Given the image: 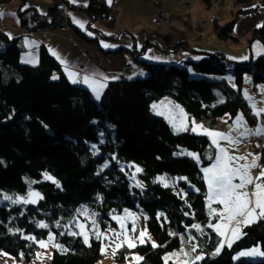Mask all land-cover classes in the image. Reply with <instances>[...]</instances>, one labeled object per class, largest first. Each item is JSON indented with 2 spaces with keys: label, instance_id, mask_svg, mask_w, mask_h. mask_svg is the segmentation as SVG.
I'll return each instance as SVG.
<instances>
[{
  "label": "trees",
  "instance_id": "obj_1",
  "mask_svg": "<svg viewBox=\"0 0 264 264\" xmlns=\"http://www.w3.org/2000/svg\"><path fill=\"white\" fill-rule=\"evenodd\" d=\"M20 1L21 22L29 31L65 26L63 0H54L43 15L25 7L28 0ZM249 2L236 0L237 13L248 11ZM82 9L97 20H107L112 13L104 0H88ZM233 24L216 23L218 36L236 40ZM252 39L264 46V22ZM40 47L39 64L23 62L18 39L0 31V250L33 264L40 252L37 240L54 231L61 248H55L49 264H97L103 255L102 237L92 235L85 243L75 227L78 210L86 206L95 210L102 229L118 226L116 213L138 210L140 224L149 228L157 247L150 240L138 244L133 251L142 259L133 264H178L166 262V254L183 246L189 249L181 252L187 264H264V257H236L256 244L264 253V218L245 226L231 247L224 241L213 255L222 237L208 227L218 219L210 212L203 169L214 162L218 148L206 134L175 132L170 121L153 110L156 101L169 97L195 119L215 124L219 117L242 112L248 123L256 124L257 115L242 90L248 73L255 83L264 82V54L241 62L228 60L220 51L194 48L201 58L184 65L143 60L148 75L110 81L98 102L90 89L66 77L48 47ZM190 69L204 77L192 76ZM217 89L225 101L215 104ZM132 166L140 169L136 182ZM160 174L173 183L165 186L157 179ZM31 190L41 195L39 201L4 200L5 195L25 197ZM41 222L48 227H39ZM129 251L128 246L118 249L117 260L127 259ZM197 255L203 259L196 260Z\"/></svg>",
  "mask_w": 264,
  "mask_h": 264
},
{
  "label": "crops",
  "instance_id": "obj_2",
  "mask_svg": "<svg viewBox=\"0 0 264 264\" xmlns=\"http://www.w3.org/2000/svg\"><path fill=\"white\" fill-rule=\"evenodd\" d=\"M53 1L28 0L25 7L33 6L43 15L48 12ZM104 1L112 6V13L107 20H97L82 9L88 0H76L75 3L71 0H63L67 19L65 26L32 32L22 25L20 0L0 2V12L3 13L0 16V31L5 32L10 39H18L23 49L21 54L23 62L34 66L39 64L40 46L45 45L51 55L60 62L66 77L71 81L76 80L75 84L90 89L94 98L93 87L104 84L105 87L99 89L98 101L102 99L110 81L147 75L148 69L144 61L168 64L175 62L184 65L189 59L201 58L200 54L192 50L194 48L202 51H220L228 60L241 62L264 54V46L259 39L250 41V36L264 22V0H251L245 4V8L249 10L241 14L237 13L236 0H229L228 7L231 9L233 6V8L227 15L228 0H225L222 7L212 6L204 0H111L110 3L109 0ZM183 4H189L191 10L183 9ZM162 10L171 15V22L153 21ZM231 22H234L233 35L236 40L220 38L215 29L216 23L224 27ZM80 24H83V27ZM82 34L95 39L97 44L86 40ZM183 42L185 45L179 46ZM104 44L113 47H104ZM130 64L133 66L131 71L125 70L126 65ZM85 76L89 78V83L84 82ZM93 81L97 84H92ZM245 83L247 86L244 85L246 87H243L242 92L252 111L259 112L256 124L247 121L249 127L243 132L240 130L235 136L232 135L231 130L236 127V123L238 126L240 124L244 126V119L228 120V123L225 118H218L215 124L219 125V129L209 127L212 131L225 134L228 137L225 140L231 142V148L242 153L247 151L243 141L245 143L246 140L264 135V111H260L264 109V82L255 83L252 74L248 73L245 76ZM241 113L239 112L238 116L247 120L244 113L243 115ZM188 120L189 124L192 121L190 115ZM258 127L261 128L259 135L255 132ZM227 152L233 157H240L234 151ZM252 159L247 162L245 159L236 160L233 166L250 163ZM257 163L264 166V155ZM251 174L253 177L257 176L259 169H251ZM234 182L238 183L239 180ZM251 187L249 186L245 191ZM214 205L218 204L211 202L212 208ZM219 206V209L222 208V205ZM219 223L226 221L221 220ZM232 225L236 226L235 221ZM239 227L242 235L245 225L241 224ZM229 234L231 238V232Z\"/></svg>",
  "mask_w": 264,
  "mask_h": 264
},
{
  "label": "rangeland",
  "instance_id": "obj_3",
  "mask_svg": "<svg viewBox=\"0 0 264 264\" xmlns=\"http://www.w3.org/2000/svg\"><path fill=\"white\" fill-rule=\"evenodd\" d=\"M204 1L207 2V4H210V2H208L206 0H204ZM224 3H225V0H223L222 4H217V5L213 4V6L222 7L224 5ZM227 4H226V7H227L226 8V11H227L226 15L229 14L230 10L233 8V6H231L232 7L231 9L228 7L229 6V0H228ZM162 11L164 12V10H162ZM162 11H160V12H162ZM157 17H159L158 20L154 21V19ZM157 17H155L153 19L154 22H160V21H164L167 23L171 22V15L168 12H167L166 17L160 13L158 14ZM250 37H252V36H250ZM162 63H164V62H162ZM132 68H133V66L131 64L126 65L125 70L131 71ZM190 73L192 74V76L203 75L202 77H204V74H198L197 72H194L192 69H190ZM206 76L214 78V76H211L210 74H206ZM226 77L228 78L229 81H231L234 84L233 75L231 73H228ZM246 83L244 85L247 86ZM246 86H243V87H246ZM215 93H217V99L214 102L215 104L225 101L224 95L222 92H220V90L217 89V91ZM98 102H100V101H98ZM154 105L156 107L155 108L153 107V110H155L156 113L166 117L170 121L172 127H174L175 132L176 131L177 132L185 131L187 129L192 130L193 128H195L196 133L198 132V133L204 134V129H207V128L209 129V127L219 129V125L212 124V122L207 121V120H203V122H202V120H200L198 118L197 119L192 118V121L188 124V122H189L188 116L189 115H188L187 111H185L183 109V107L181 105H179L177 102L172 101V99L169 97H164L163 99L156 101L154 103ZM237 116L232 117L230 114H226V115L219 117V118H225L227 120V122L229 123V121H231V120H237ZM243 119H244L243 120L244 126H243V124H240L238 126V123H236L237 124L236 127H234L231 130L232 135L235 136L238 134V132H240V130L243 132L244 130H246L247 127H249L247 120H245V118H243ZM200 125H202L203 128L199 127ZM204 126H205V128H204ZM209 130H211V129H209ZM210 138L213 139L212 137H210ZM217 139L219 142V146H217L215 144L214 145L218 148V152H219V148L222 147V148L227 149V151H229V152L234 151L240 157L241 156L245 157V155H246L247 156V157H245L246 162L249 161V159L254 158L255 156H259V157L263 156V155H260L261 153L259 151L253 152V150H252V153H250V150L248 148H247V151L244 153H242V151L239 152V151L231 148V146H230L231 142H227L225 139H221V138H217ZM242 143H243V145H245L244 141ZM245 147H246V145H245ZM210 166H211V164H210ZM210 166H206V167H210ZM137 169H139V167H137V166H135V167L132 166V169H131L133 171L132 178L134 179L135 182L138 181V178L136 176V173L138 172ZM158 178H162V179H158ZM158 178H157L158 180H161L166 185L173 183V180H171V177L168 176L167 174H160L158 176ZM32 192L38 193L35 190H31V191H29V194L25 197L19 196L17 198H13V197L12 198L14 200H16L18 198H24L26 200H35L36 202L39 201L41 198V195L39 194V197H34V196L30 195V193H32ZM7 201H9V200H7ZM19 202L24 203L23 200H20ZM26 204H28V203H26ZM114 217H117L119 219H114ZM139 218H140V213L138 212V210L135 211L132 209H126L123 212L116 213V215H113V219L115 222L117 221L118 226H116L114 228L102 229L101 226H99V224H98V215L95 212V210L93 211L92 209H90L86 206H83L78 210L77 219L75 221V227H76L77 231L79 232V234L82 235L81 233L83 232L82 236L83 237L87 236L88 240L91 238L92 235H95L97 232L102 233L101 237H102L103 255L100 257L97 264H133L134 262L140 260V259L139 260L136 259V257H142V256H140V254H138V252L133 251V248H130V250H132V251H129L130 253L128 252V255L126 256L127 259H125V260L118 259L117 260V257H116V255H118V249H120L124 246H127V244L123 242V235L124 234H127L131 238H136L139 236V233L141 231H143L145 233V236L143 238L144 243L149 242V240L153 244L156 243L153 235L151 234V232L149 230V228L143 227L142 224H140V222H139ZM220 221L221 220L218 219L214 223H219ZM80 225L84 226L83 230L81 229ZM121 225H123V227ZM133 226L136 228L135 232L131 231ZM74 231H75V229L72 228L71 232H74ZM117 233H121V236L118 237ZM50 236L52 237L51 239H50ZM26 237H29V236L26 235ZM227 238L222 237V241H227ZM41 240L45 241L46 247H41L39 244L40 240H37V242L40 246V252L38 254L37 260H35V262H33V264H49L48 258L53 254V251L55 250V248H57V247H55V245H57V244L60 245L57 242V239L55 238V232L54 231L49 233L46 238H42ZM135 243H136V247L139 246L138 244H144V243H140L139 240H135ZM117 245H122V246L118 248ZM183 249H184V251H189V249L187 247L183 246L181 248V250H176V251H173L171 253L166 254L167 255L166 256V262H168L172 259V260L176 261L178 264H187L188 263L187 260L183 261V260H185L184 254L182 253V255H181V252ZM252 250H256L259 253H263V251H261L260 245H258V244H256L255 246H252V247L245 248V249L241 250L240 253L241 252H252ZM240 253H239V255L236 256L237 258L248 257V258H255L256 259V258H263L264 257V255H257L255 253H253L251 255L241 256ZM181 258H183V260ZM180 260H182V261H180ZM0 264H26V263H24L23 261L22 262L19 261L12 253L10 254L9 252H7L5 250H0Z\"/></svg>",
  "mask_w": 264,
  "mask_h": 264
},
{
  "label": "snow or ice",
  "instance_id": "obj_4",
  "mask_svg": "<svg viewBox=\"0 0 264 264\" xmlns=\"http://www.w3.org/2000/svg\"><path fill=\"white\" fill-rule=\"evenodd\" d=\"M72 3H75L76 0H71ZM111 0H109V3ZM3 13L0 12V16ZM13 15H15L13 13ZM76 23H80L79 21H75ZM83 27V24H80ZM91 35V33H89ZM110 35V34H109ZM103 43V42H102ZM104 47H113L112 45H103ZM245 59H247L245 57ZM54 79L56 77H53ZM73 83H77L76 80L72 81ZM84 82L89 83V78L87 76L84 77ZM92 84H97V82L93 81ZM91 86V85H90ZM104 84H98L97 87H93V92L95 93V98L97 100L100 99V91L99 89L104 88ZM251 99L250 97H248ZM155 108L156 106L153 105ZM254 107V105H253ZM260 111H264L261 109ZM255 115H259V112H256ZM243 117L238 116L237 121H242ZM199 127L203 128L202 125ZM195 131V128L192 129ZM256 134L261 133V128H257L255 130ZM204 134L212 137V143L219 146V142L217 138L228 139V137L219 132H215L209 129H204ZM95 147V146H93ZM195 155V154H190ZM198 159V157H197ZM210 159H213L210 157ZM245 157H233L228 154L227 149L220 147L219 152L214 157V163L211 164L210 167H205L203 172L205 174V180L208 186V198H209V208L210 212L213 215L217 216V219L226 221V223H209L208 227L212 228L219 236L228 237L229 231L231 232V238L227 239V245L231 247L234 239L238 238L241 235L239 225L243 224L245 226L256 222V220L264 218V166H261L257 163L260 159L259 156H255L250 163L242 164L239 166H233L236 160H244ZM107 165H105L106 167ZM257 168L259 169V174L255 177L251 174V169ZM140 171V169H137ZM46 179L53 180L54 183H57L54 178L45 174ZM162 179V178H158ZM183 179V178H181ZM235 180H239L238 183H235ZM167 186V185H165ZM249 186H252L250 190L245 191ZM31 196L39 197V193L32 192ZM4 200H11L13 204L18 203L20 200H23L24 203H35V200H26L24 198H18L14 200L12 197L5 195ZM211 202H216L218 205H222V208L216 209L211 208ZM240 218V219H238ZM114 219H119L114 217ZM236 223V226L232 225V222ZM41 228H47L48 225L44 223H39L38 225ZM123 227V225H121ZM83 230L84 226L80 225ZM193 228L199 229V225H192ZM131 231L135 232L136 228L133 226ZM75 235V233H70ZM83 235V232L81 233ZM102 233L97 232L96 237L99 239ZM117 236L120 237L121 233H117ZM145 233L141 231L139 236L136 238H131L127 234L123 235V242L127 244L129 248L136 247L135 240H139L140 243H144ZM28 239H35V237H27ZM52 237L50 236V239ZM85 243L88 242V237L84 236ZM41 247H46V243L43 240L39 241ZM220 246L216 248V253L220 252L221 248L224 246V241L219 242ZM122 245H117V247H121ZM153 247H157V245L153 244ZM55 247L60 248V245H55ZM103 252V249H102ZM264 255V253H259L256 250H252V252H241V256L251 255ZM136 259H142V257H136ZM196 260H202L203 257L197 255L195 257Z\"/></svg>",
  "mask_w": 264,
  "mask_h": 264
},
{
  "label": "built area",
  "instance_id": "obj_5",
  "mask_svg": "<svg viewBox=\"0 0 264 264\" xmlns=\"http://www.w3.org/2000/svg\"><path fill=\"white\" fill-rule=\"evenodd\" d=\"M206 1L210 2V5H212V6H213V4L217 5V4H222L223 3V0H206ZM182 8L185 9V10H191V7H190L189 4H183ZM160 14L164 15L165 17L167 16V12L166 11H164V12L162 11V12H160ZM158 18L159 17L155 18L154 21H157ZM207 121L212 122L211 120H207ZM263 142H264V135H262L261 137H255V138H251L249 140H246L245 141V145L250 150V153H252V150H253V152L254 151H256V152L259 151L261 153L260 155H262L263 148H264Z\"/></svg>",
  "mask_w": 264,
  "mask_h": 264
}]
</instances>
